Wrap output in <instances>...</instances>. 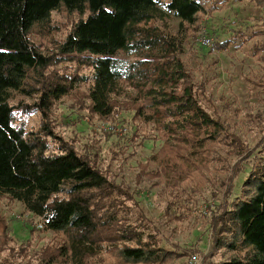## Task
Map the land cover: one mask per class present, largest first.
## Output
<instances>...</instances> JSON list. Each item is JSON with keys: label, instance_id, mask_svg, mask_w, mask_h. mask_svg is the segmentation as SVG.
I'll return each mask as SVG.
<instances>
[{"label": "trees", "instance_id": "obj_1", "mask_svg": "<svg viewBox=\"0 0 264 264\" xmlns=\"http://www.w3.org/2000/svg\"><path fill=\"white\" fill-rule=\"evenodd\" d=\"M227 1L214 0L213 7ZM59 7L87 15L50 59L31 33ZM202 9L201 0H0V198L21 204L52 233L27 257V248L9 246L0 217V253L6 251L1 264H17L20 257L19 264L171 259L152 225L132 213L137 204L129 190L112 181L94 157L80 155L56 136L51 117L55 103L81 87L93 118L131 112L137 126L163 139L139 175L159 179L175 210L188 190L198 189L206 165L221 160L220 143L228 145L227 155L247 160L253 151L218 115L205 87L193 81L180 60L181 40L165 30L170 19L193 25ZM61 60L71 63L74 73L55 71ZM16 93L30 103H12ZM32 113L39 116L37 129L26 127ZM210 227L212 251L233 253L225 264H264L263 157L252 165L241 196L224 205Z\"/></svg>", "mask_w": 264, "mask_h": 264}, {"label": "rangeland", "instance_id": "obj_2", "mask_svg": "<svg viewBox=\"0 0 264 264\" xmlns=\"http://www.w3.org/2000/svg\"><path fill=\"white\" fill-rule=\"evenodd\" d=\"M201 3L202 12L193 25L170 19L166 20L165 30L177 34L182 42L180 60L187 72L194 82L205 87L218 115L230 124L243 146L253 151L251 157L246 160L245 155H227L228 145L220 143L221 160L206 165L198 189L188 190L179 202L182 205L175 210L169 208L167 191L162 190L159 179L139 175L141 165L158 152L163 139L151 128L137 126L131 112L118 110L107 119H95L87 112L81 87L56 102L51 117L56 136L73 145L80 155L94 157L97 166L112 181L133 195L137 206H132V213L143 216L157 233L161 247L173 253L166 264L228 261L233 253L211 249V219L224 205L241 196L252 165L264 158V3L228 0L215 7L214 0H201ZM86 15V11L72 12L59 7L45 23L34 26L31 40L48 58L54 59L58 56L57 45L74 23ZM203 39L209 41V46L202 44ZM219 43L225 48L216 49ZM65 62H58L55 71L74 73L73 65ZM18 100L30 103L21 93L14 94L11 102ZM25 123L27 128L37 129L38 114L27 115ZM110 125L121 131L106 130ZM151 165L154 166L152 162ZM20 216L22 220L17 219ZM0 217L7 225L9 246L16 250L27 248V257H33L52 236L44 228L36 227L33 216L21 204L6 198H0ZM5 256L6 251L0 253V264ZM192 257L195 263H191ZM19 260L21 257L17 258V264Z\"/></svg>", "mask_w": 264, "mask_h": 264}, {"label": "built area", "instance_id": "obj_3", "mask_svg": "<svg viewBox=\"0 0 264 264\" xmlns=\"http://www.w3.org/2000/svg\"><path fill=\"white\" fill-rule=\"evenodd\" d=\"M204 41H202V44H204L205 46H209V41L208 40H205L203 39ZM106 130L108 131H112V132H117V131H121L117 126H108L107 128H105ZM26 217V216H25ZM27 218V217H26ZM17 219H20L22 220V216L18 217ZM34 221H35V224H36V227L38 229H42L43 228V224L41 222V220L39 218H34ZM196 259L194 257L191 258V263H195Z\"/></svg>", "mask_w": 264, "mask_h": 264}]
</instances>
